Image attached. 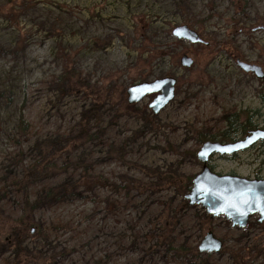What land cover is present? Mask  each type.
Segmentation results:
<instances>
[{"label":"rangeland","instance_id":"1","mask_svg":"<svg viewBox=\"0 0 264 264\" xmlns=\"http://www.w3.org/2000/svg\"><path fill=\"white\" fill-rule=\"evenodd\" d=\"M184 25L208 45L176 40ZM66 59L99 102L66 91ZM238 60L264 72V0H0V264L27 254L24 264H236L235 254L264 264L258 217L239 229L184 206L186 181L202 169L201 138L246 115L264 128V82ZM167 77L177 80L175 98L158 115L154 95L128 104L131 86ZM93 106L96 139L68 147ZM40 149L54 158L52 174L36 173ZM210 167L264 179V146L215 156ZM26 172L31 202L67 183L77 190L44 203L34 233L15 237ZM208 232L224 244L218 254L198 251Z\"/></svg>","mask_w":264,"mask_h":264},{"label":"water","instance_id":"2","mask_svg":"<svg viewBox=\"0 0 264 264\" xmlns=\"http://www.w3.org/2000/svg\"><path fill=\"white\" fill-rule=\"evenodd\" d=\"M178 41H187L192 45H208L199 34L188 26H180L172 32ZM180 63L182 67L190 69L194 60L184 55ZM238 66L247 74H253L257 79H264L261 67L238 60ZM177 80L162 78L151 82H142L131 86L127 90L129 105L141 103L149 96L156 95L149 104V109L158 115L175 98ZM259 142H264V130H253L244 139L222 144L220 142H206L197 153V159L202 169L192 182L190 192L185 196L190 207L200 206L207 215L224 218L233 228L245 229L249 221L258 217L260 224L264 223V179L251 180L239 176L219 175L209 167L214 156H233L251 149ZM34 233V230L31 231ZM224 244L217 239L213 232H208L198 247L201 254H218Z\"/></svg>","mask_w":264,"mask_h":264},{"label":"trees","instance_id":"3","mask_svg":"<svg viewBox=\"0 0 264 264\" xmlns=\"http://www.w3.org/2000/svg\"><path fill=\"white\" fill-rule=\"evenodd\" d=\"M74 71L75 70L73 68V64H71V62L66 59V62L64 64L63 76L61 78V80L64 83V86H66V89H67L66 91H68L69 93L76 94V95H84V96H88L89 95L88 91H90L91 92L90 98H92L91 101L93 105L99 102L102 99L99 96L100 94H98L97 96L93 94L94 92L92 93L91 89L88 87L89 85L81 81V79H79L78 77V73H75ZM262 82H264V80H262ZM106 99L107 98L103 99V101H105ZM96 112H97V108H94L93 106L90 110L82 113L80 117L81 120L79 123V132L78 134L74 136V139L72 142L69 141L67 143L68 147L69 146L79 147L82 144L88 143L96 139V136L92 135V130L90 129L91 121L94 118ZM252 119L253 117H250L248 115H246L244 118L242 117L233 118V120L229 121V124L227 127L228 129L226 131L222 132L221 134H218L217 136L213 138L203 137L201 138V142L202 143L215 142V141L220 142V143L235 142L237 141L234 139L236 135L240 134V135L246 136L250 131L258 129L259 126L254 124L252 122ZM17 128H18L19 133L22 136L26 135L29 131V124L26 122L23 114H21L19 117ZM262 145L264 146V143H262ZM40 153L42 154V158H41V162L38 165V169L36 173L37 174L39 173L52 174L55 168L53 164L54 158L50 156L49 152H44L42 149H40ZM33 174H31L30 172H26L23 179L19 181L18 183L19 189L22 191L23 197H24V208H23L22 219L18 221V224L16 226H13L10 229V231L15 234V237H20L21 235L28 236V230L31 229V227L35 225L34 212L40 207H43L44 203H49V202L51 203L57 200L61 201L67 196L69 197V194H72L77 190V186L75 185L72 186L67 183L57 188L46 190L45 192L41 194L38 200L31 202V199H30L31 197L29 195V191H30L29 190V179L31 178ZM192 181H193V178L191 179L189 178L186 181L185 186H187L188 192L191 190V187L189 186L192 185ZM167 183L169 185L171 184L172 186L178 185V187L179 185H181L180 182H178L179 183L178 184L173 179H168ZM180 187L182 188V189L179 188L181 191L182 190L186 191L183 186H180ZM184 197H185V192H184ZM188 205H189L188 202H185L184 206L186 207ZM167 223L173 224L171 220H168ZM164 226L167 229V225H164ZM31 231L32 229L30 230V232ZM166 239L170 240V236ZM180 251L181 252H191V250L185 249V248H182ZM244 258H245L244 256H240L238 254H235L234 256L236 264H247ZM27 260H29L28 254L24 255L22 257V260L21 258H19L20 264H24L25 261Z\"/></svg>","mask_w":264,"mask_h":264},{"label":"flooded vegetation","instance_id":"4","mask_svg":"<svg viewBox=\"0 0 264 264\" xmlns=\"http://www.w3.org/2000/svg\"><path fill=\"white\" fill-rule=\"evenodd\" d=\"M234 175V174H233ZM237 176V175H236ZM257 223L259 224V225H261V226H263L264 227V223L263 224H260L258 221H257Z\"/></svg>","mask_w":264,"mask_h":264},{"label":"bare ground","instance_id":"5","mask_svg":"<svg viewBox=\"0 0 264 264\" xmlns=\"http://www.w3.org/2000/svg\"><path fill=\"white\" fill-rule=\"evenodd\" d=\"M243 139V138H242ZM242 139H239V140H242ZM239 140H237V141H239ZM215 142H217V141H215ZM236 142V141H235ZM233 143V142H232ZM222 144H227V143H222Z\"/></svg>","mask_w":264,"mask_h":264}]
</instances>
